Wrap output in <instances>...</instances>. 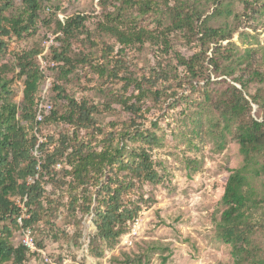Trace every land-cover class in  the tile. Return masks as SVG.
<instances>
[{"label": "trees", "instance_id": "16d2710c", "mask_svg": "<svg viewBox=\"0 0 264 264\" xmlns=\"http://www.w3.org/2000/svg\"><path fill=\"white\" fill-rule=\"evenodd\" d=\"M12 1L0 0V59L6 52V38L31 35L42 23V11L50 9L44 0H21L19 13L8 17L5 12ZM98 1L104 13L92 29L85 25L89 17L84 13L59 18L57 27L63 37L60 49H49L53 66L42 65L48 58L37 49L15 55L18 76L23 78L19 104L11 101L13 89L4 76L7 66L0 65V264H23L30 255L21 243L15 246L10 240L13 227L21 230L14 196L30 214L23 219V226L44 224L64 206L73 219L92 215V255L100 257L113 249L142 207L154 201L144 187L161 181L152 151L161 146L163 137L145 123L152 109H170L180 103L178 89L203 96L202 109L207 107L211 113L205 122V136L213 141L216 151L225 147L227 139L238 145L240 161L228 169L220 198L216 240L230 248L232 264H264L260 239L264 235V94L259 87L264 83V66L251 67L252 47L237 54L233 43L222 46L232 33L209 24L212 17L230 15L228 3L213 0L212 11L205 15L207 10L201 9L197 0H174L172 4L171 0ZM244 3L243 12L252 10V1ZM127 7H136L139 15L155 14L157 28L162 29L154 32L138 27L137 15L132 25H125L130 13L124 14ZM175 30H184L186 41L193 43L189 55L172 50L169 36ZM78 32L91 47L101 46L99 56L91 52L81 59L69 56V40ZM105 36L115 43L106 44ZM146 42L156 45L168 60L166 66L158 62L147 73L136 74L130 70L126 51ZM79 62L89 63L103 85H121L112 91L111 102L129 115L128 122L111 120L102 125L96 105L66 95L58 85L53 89L59 99L66 100L65 108L61 113L52 108L46 99L49 89L41 90L48 79L46 70L57 69L67 75ZM210 66L218 79L211 80L206 73ZM201 81L204 83L199 84ZM252 84L256 87L251 94L248 89ZM47 103L51 109L46 111ZM253 105L257 108L254 113ZM105 106L112 108L108 102ZM53 122H63L65 131L56 142L47 136L41 140V127ZM198 124L203 126L201 121ZM35 174L38 178L27 183V177Z\"/></svg>", "mask_w": 264, "mask_h": 264}, {"label": "rangeland", "instance_id": "374dc122", "mask_svg": "<svg viewBox=\"0 0 264 264\" xmlns=\"http://www.w3.org/2000/svg\"><path fill=\"white\" fill-rule=\"evenodd\" d=\"M244 1H252V10L243 12ZM173 2L175 1L171 0L170 3ZM197 2L201 9L207 10L205 15L212 11L213 0ZM44 3L50 9L42 11V23L38 29L21 39L7 37L6 52L0 59V65L7 66L4 76L9 79L13 89L11 101L17 104L22 98L23 78L18 76L15 55L24 50L37 49L50 61L52 52L49 49L61 48L60 39L63 36L57 27L61 16L70 17L84 13L89 17L85 25L92 29L93 23L102 19L104 13L98 0H44ZM224 3H228L230 15H218L209 21L211 26L225 27L226 31L232 33V37L222 41L221 45L229 47L228 42L233 43L236 46L233 50L237 54H241L246 47H252L251 67H263L264 63H260V60L264 58V0H224ZM12 4L5 12L8 17L19 13L21 0H13ZM127 13V26L132 25L131 21L137 15L135 23L138 27H145L154 32L162 29L159 25L157 28L156 15L151 12L139 15L136 7H127L124 14ZM235 14L241 16L240 19L235 18ZM242 33H248L249 36ZM49 38H53V43L45 50L42 43ZM84 39L83 34L79 32L70 38V57L81 59L88 52L100 55L101 46L91 47ZM103 39L106 44L115 43L110 36ZM169 42L172 50L185 55H189L193 50V43L186 41L184 30L173 31ZM212 47L211 44L207 55L211 54ZM126 57L131 63L130 70L136 74L147 73L149 68L158 62L166 66L168 60V57L158 51L156 45L148 42L127 49ZM242 67L248 70L246 66ZM46 73L48 79L41 84V90L49 89L46 99L51 102L53 109L61 113L65 108L66 100L59 99L57 91L53 89L54 85H58L66 95L77 100L84 98L96 105L99 109L97 117L102 125L106 126V122L111 120L119 124L129 121V115L111 102L112 91H117L121 85H103L92 72L89 63L79 62L67 75L57 69L46 70ZM206 73L211 80L218 79L214 77L211 66ZM203 83L201 81L199 84ZM255 87L252 84L248 92L254 93ZM259 87L264 94V83ZM178 97L182 98L177 106L163 110L155 108L148 114V121L155 122L157 127L150 125L148 121L145 126L155 129L157 134L163 137L161 146L152 151L161 181L144 187L154 201L142 207L139 217L129 225L116 246L105 250L100 257L92 255L89 252V238L94 232L92 215L73 219L67 215L64 206H60L50 221L31 227L38 252L28 253L30 255L23 264H47L44 255L48 257L49 264H232L230 248L216 240L215 222L221 210L220 198L228 169L237 166L240 161L238 145L235 141L227 139L225 147L216 151L213 141L205 136V122L211 113L207 107L202 109L203 96L200 93L192 95L187 90L178 89ZM107 102L112 106L111 109L105 106ZM256 109V105H253L252 113ZM199 121L203 126L198 124ZM65 129L63 122L44 124L41 127V140L47 136L56 142ZM56 168L59 169L60 166ZM45 187L49 192L52 191L48 182ZM55 193L57 195L59 190L56 189ZM12 199L16 203L20 200L18 196ZM21 237L22 231L13 227L10 238L13 245L21 243ZM260 239L264 245V235Z\"/></svg>", "mask_w": 264, "mask_h": 264}, {"label": "built area", "instance_id": "2783aa9c", "mask_svg": "<svg viewBox=\"0 0 264 264\" xmlns=\"http://www.w3.org/2000/svg\"><path fill=\"white\" fill-rule=\"evenodd\" d=\"M65 1V0H63ZM53 43V38H49L48 40H45L42 43V48H44L45 50H48L51 45ZM42 65L43 66H53L54 63L53 61H47V60H42ZM51 109V105L50 104H46L45 105V110H49ZM42 119V115H38V120ZM59 166V165H57ZM36 170H39V166H36ZM38 178V174H35L33 176H28L27 177V183H32L35 179ZM16 203V202H15ZM17 206L20 208V215L17 216L16 221L17 224L19 225V227L21 228L22 231V237H21V245L23 246V248L28 252V253H34V252H38L36 247H35V240H34V236L32 233V229L29 226H23V219L29 218L30 214L27 211L26 207L24 206V204L19 200L17 203ZM44 261L49 264V259L48 257H46L44 255Z\"/></svg>", "mask_w": 264, "mask_h": 264}]
</instances>
